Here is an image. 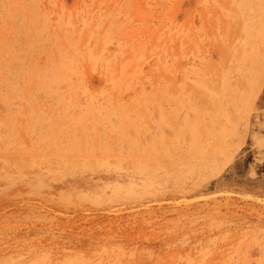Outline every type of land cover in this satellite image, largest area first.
Listing matches in <instances>:
<instances>
[{"label":"rangeland","instance_id":"obj_1","mask_svg":"<svg viewBox=\"0 0 264 264\" xmlns=\"http://www.w3.org/2000/svg\"><path fill=\"white\" fill-rule=\"evenodd\" d=\"M0 264H264V0H0Z\"/></svg>","mask_w":264,"mask_h":264}]
</instances>
